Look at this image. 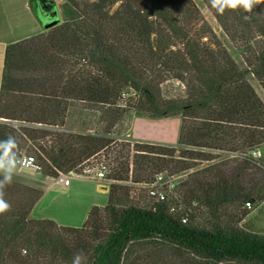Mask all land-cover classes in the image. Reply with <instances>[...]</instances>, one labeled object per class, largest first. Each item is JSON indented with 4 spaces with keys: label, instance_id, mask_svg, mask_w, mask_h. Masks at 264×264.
I'll return each mask as SVG.
<instances>
[{
    "label": "trees",
    "instance_id": "trees-1",
    "mask_svg": "<svg viewBox=\"0 0 264 264\" xmlns=\"http://www.w3.org/2000/svg\"><path fill=\"white\" fill-rule=\"evenodd\" d=\"M37 1L56 6L30 0L42 23ZM205 1L246 53V70L201 22L191 0H65L58 26L7 47L0 160H19L28 152L43 177L57 180L60 173L80 176L102 153L110 151L115 159L113 175L105 179L114 182L108 205L92 208L82 228L32 219L44 192L6 184L11 207L0 214V264H22V251L49 258V264H72L78 253L82 264H125L136 245L155 242L187 253L192 264H264V236L238 224L218 220L205 229L183 223L167 201L154 209L120 208L122 183L150 185L152 175L169 167L188 172L194 168L188 160H214L207 150L236 156L232 171L216 174L211 188L207 184L217 192L214 202L207 200L211 207L264 201V166L244 157L264 145V103L246 79L252 74L264 88V3L251 12L220 14ZM171 80L184 84L186 99H163L162 85ZM74 109L90 112L95 128L67 130ZM129 112L153 120L181 117L178 148L114 140Z\"/></svg>",
    "mask_w": 264,
    "mask_h": 264
},
{
    "label": "rangeland",
    "instance_id": "rangeland-1",
    "mask_svg": "<svg viewBox=\"0 0 264 264\" xmlns=\"http://www.w3.org/2000/svg\"><path fill=\"white\" fill-rule=\"evenodd\" d=\"M191 1L200 13L201 22L212 29L213 33L226 48L239 69L246 70L248 68L245 61L247 57L246 53H244L240 47L234 45L224 33L208 2L205 0ZM28 3H30V0H28ZM61 7L62 6L57 8L56 6V9H58L62 21L63 15ZM43 27L41 28L43 29ZM205 39L203 42L208 43L207 40L209 38L207 40ZM246 79L264 103V88L260 82L252 74H247ZM162 93L163 99L165 100H182L186 99L185 97L187 96L184 84L173 80L162 85ZM91 116L92 114L90 112L74 109L68 115L67 126L65 128L67 130H76L77 132H81L86 128H95V118H91ZM135 119L141 120L139 122L145 124H148L147 122H153V119L138 117L135 113L129 112L125 121L114 131L115 134L113 135V139L117 140L119 143L122 141L130 142L132 146L134 143L138 142L142 144L149 143L178 148V139L182 124L181 117L162 119L157 123L159 125L148 128L147 130H140L141 134L136 136V140H134L131 134ZM151 137L155 139H151ZM260 148L264 155V145ZM205 153L210 154L214 160H188L187 162H192V164H194V168L188 172L175 173V171L169 167L165 168L161 173L165 180L173 178L170 185L164 190L170 210L172 208L175 209V211L172 212L173 215L183 216V219H186L185 223L195 225L199 228L209 229L219 220L226 224H238L240 228L246 231L264 236V201L252 204L251 208H248L246 204L233 205L230 203H223L218 206L216 210L215 207L209 205V202H214L217 196L216 190L210 189L215 175L225 172L226 170L232 171L236 163L232 159L234 156L227 151L207 150ZM23 154L30 156L28 152H24ZM178 156L179 154H176V157ZM114 159V155L108 151L90 160L86 167L97 169L102 165L106 166V177L111 178L113 175ZM175 160L185 161L186 159L176 158ZM263 160L264 159H262V162H264ZM9 161L11 162H5V172L10 171L13 173L12 181L44 191L45 194L42 197L43 200L41 199L40 208L47 217H59L58 219H63L65 221L64 225L68 228H82L84 226L89 215L87 209L93 201H96L99 205H108L110 187L111 184L114 183L112 181L109 182L105 180L102 182H95L87 178L79 177L73 173L68 175L71 181V187L65 188L58 185L59 183L57 180L43 177L39 171L34 168L21 170L17 163V159ZM77 173L81 174L83 172L79 171ZM228 175V177H230L231 174L228 173ZM0 176L4 177V172H0ZM80 176H83V174ZM148 180L155 181V175H152ZM96 184H101L108 188V192L102 191L103 193H108V197L96 193ZM207 184H210V188L207 187ZM120 187L123 189L121 191V196L125 200V202L121 204V209L126 206L154 209L158 204L155 199L150 197L147 186L134 184L128 180L122 183ZM244 214L245 216L243 219L237 223V215L239 216L238 218H240V216ZM20 258L22 264H49V258H44L43 256L37 257L34 251L28 253L22 251L20 253ZM192 263L193 259L187 253L174 250L171 246L163 242H155L153 245L147 243L136 245V248L131 249L128 253L125 262V264ZM54 264L65 263L57 261Z\"/></svg>",
    "mask_w": 264,
    "mask_h": 264
},
{
    "label": "crops",
    "instance_id": "crops-1",
    "mask_svg": "<svg viewBox=\"0 0 264 264\" xmlns=\"http://www.w3.org/2000/svg\"><path fill=\"white\" fill-rule=\"evenodd\" d=\"M47 1L53 2L55 6H57V8H60V6H62L64 3V0H47ZM56 10L58 11V9ZM41 27H43V24L38 20V18L33 13L30 7V3H28V0H0V88L2 86V74L4 68L5 52L7 47L10 44L17 43L44 33L46 30L44 27L43 29ZM139 121L141 120L135 119L134 127L132 128L131 136L133 137L132 139L134 140H136L135 138L136 136H139V134H141L140 130H147L148 128H153L156 125H159L157 123H159L161 120H153V122H147L148 124ZM151 139H155V138L151 137ZM5 162L8 163L11 161H4V163ZM58 185L63 186L60 183ZM101 186H102L101 184L95 185L96 193L98 195L108 197V193H103L100 190ZM70 187L71 184L69 187H65V188H70ZM42 200H40L33 209L31 218L35 220H52L58 223L59 225L66 227V225H64L65 221L63 219H58L59 217H47L45 215L44 211L40 208V204ZM106 206L107 205H99V203L93 201L87 209L88 214L94 207L104 208Z\"/></svg>",
    "mask_w": 264,
    "mask_h": 264
},
{
    "label": "built area",
    "instance_id": "built-area-1",
    "mask_svg": "<svg viewBox=\"0 0 264 264\" xmlns=\"http://www.w3.org/2000/svg\"><path fill=\"white\" fill-rule=\"evenodd\" d=\"M205 40H207V39H205ZM234 157H236V156H234ZM244 157H247V158H250L254 161H257L259 164H262L264 166V162H262V159H264V155L262 153L261 148H258L256 150L249 152ZM17 163H18L19 168L21 170L26 169V168H34V169L38 170V167L36 166L35 158L32 156L24 155V156H22V158H20L17 161ZM82 174H83V176H79V177L87 178V179L95 181V182H102V181H105V179H106V166L102 165L101 167H98L97 169H94L92 167H87L83 171ZM57 180L61 185L65 186V187H69L71 184L69 176L65 175L63 173L59 174V177ZM172 180H173V178H171L169 180H165L163 175H158L152 184H150V185L141 184V185L147 186L151 198L155 199L158 203H163V202H166V200H167L164 190L166 187H168L170 185V182ZM246 206L248 208L252 207V205L249 203H247ZM174 211H175V209L172 208L171 212H174ZM183 222L185 223L186 219H183Z\"/></svg>",
    "mask_w": 264,
    "mask_h": 264
},
{
    "label": "clouds",
    "instance_id": "clouds-1",
    "mask_svg": "<svg viewBox=\"0 0 264 264\" xmlns=\"http://www.w3.org/2000/svg\"><path fill=\"white\" fill-rule=\"evenodd\" d=\"M213 8L217 10L218 13L223 14L225 9L236 10L238 8L243 9L246 12H251L253 7L264 3V0H210ZM0 172H4V177L0 180V214H3L10 210V204L4 199L3 188L6 184H9L12 180V172H5V163L0 160ZM83 254L78 253L72 264H82Z\"/></svg>",
    "mask_w": 264,
    "mask_h": 264
},
{
    "label": "water",
    "instance_id": "water-1",
    "mask_svg": "<svg viewBox=\"0 0 264 264\" xmlns=\"http://www.w3.org/2000/svg\"><path fill=\"white\" fill-rule=\"evenodd\" d=\"M39 16H40V19L42 21V24H43L45 30H50V29L58 26L62 22L57 10H53L48 19H43L42 15H40V14H39ZM100 190L108 192V188L106 186H101Z\"/></svg>",
    "mask_w": 264,
    "mask_h": 264
},
{
    "label": "flooded vegetation",
    "instance_id": "flooded-vegetation-1",
    "mask_svg": "<svg viewBox=\"0 0 264 264\" xmlns=\"http://www.w3.org/2000/svg\"><path fill=\"white\" fill-rule=\"evenodd\" d=\"M35 8L37 12L42 15L43 19H48L53 11V8L50 5L45 4L41 1H37L35 3Z\"/></svg>",
    "mask_w": 264,
    "mask_h": 264
}]
</instances>
